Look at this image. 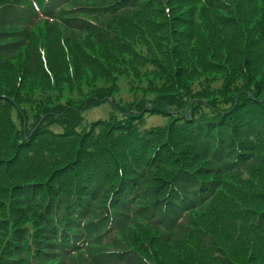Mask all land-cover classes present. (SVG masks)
I'll return each instance as SVG.
<instances>
[{
    "label": "trees",
    "instance_id": "1",
    "mask_svg": "<svg viewBox=\"0 0 264 264\" xmlns=\"http://www.w3.org/2000/svg\"><path fill=\"white\" fill-rule=\"evenodd\" d=\"M91 1L1 3L8 17L21 18L33 30L42 25L52 38L50 45L42 31L25 46L4 41L0 33V164H7L0 177L21 158L28 163L32 154L41 167L12 173L9 181L34 189L45 175L57 181L59 187H45L53 200L44 211L47 220H39L56 244L65 240V246L72 229L94 228L95 221L104 225L119 211L95 206L111 186L116 188L110 199L115 191H149L157 177L162 182L149 186L154 197H144L155 198L168 231L177 233L186 224L204 232L206 237L195 241L198 264H264V0H101L111 5L96 8ZM57 25L62 29L56 33L51 28ZM145 64L152 67L150 74ZM134 73L157 89L151 98L119 110L121 119L139 122L145 110L172 119L168 138L142 168L145 173L133 159L136 153L130 156L142 147L130 138L131 123L118 126L131 140L123 144L125 156L117 146L96 156L82 154L84 137L103 125L112 128L110 122L93 123L86 136L79 132L82 115L114 105L118 79ZM100 83L104 86L94 87ZM164 155L169 160L160 158ZM45 191L38 197L50 203ZM41 203L25 204L27 210L5 204L0 231L12 218L14 230L25 233L29 227L16 219L26 221ZM99 208L106 210L91 218ZM165 248L166 256L171 250ZM180 256L168 263L183 264Z\"/></svg>",
    "mask_w": 264,
    "mask_h": 264
},
{
    "label": "rangeland",
    "instance_id": "2",
    "mask_svg": "<svg viewBox=\"0 0 264 264\" xmlns=\"http://www.w3.org/2000/svg\"><path fill=\"white\" fill-rule=\"evenodd\" d=\"M2 2L3 0L0 1V26H2L0 28V33L4 34L2 36L4 41L8 43H17L21 41L22 44L27 46L30 41L36 39L37 34L49 30L47 28H42V25L33 30V27L25 26L24 23L21 24V18L8 17L6 13L7 10H5L7 7H1ZM87 3L94 8H96V6H105L106 4L111 5V3L107 1L104 2L101 0H92ZM60 28L61 26L57 25L51 28V30L56 32L60 30ZM44 35L51 45L52 34L46 35V33H44ZM51 51H55V49ZM52 57H55L54 54H52ZM0 58L3 59V57ZM144 70V72L148 74H150L149 70L153 71L152 67L149 65H146ZM138 78L140 77L136 78L134 73V75H129L128 78L122 77L118 79L117 86L119 90L118 93L115 94L116 99L114 105L105 103L82 115V128L79 130V132H81L80 135L86 136L88 128L98 121H108L112 127L108 128L103 125V128L98 127L91 130L93 134L84 137L86 147L82 154L92 153L93 156H96L102 151H111L117 146L125 156V151L127 149H124L123 144L127 141L130 142L134 140L133 142L142 145V147H135V149H132L130 156H132L134 152L136 153L133 159L137 160L140 164L139 170H142L144 165L148 164V159L153 155L154 150L160 148L164 140L168 138L165 130L169 129L172 119H168L167 116L162 113L159 114L160 112L149 113L145 110V114L142 115V119L139 122H130L132 124V126L129 127L131 129L130 132L133 133V135L130 134L131 140H129V135L124 134V131L118 130L121 129V127H118L119 124H122V126L126 124V126H128L130 123L123 121L117 112L126 108L125 106H128L127 104L131 101L139 102L144 98H151L153 96L151 93L153 90L157 89V86L150 85V80H140ZM85 86L86 84L82 87L84 91ZM103 86L104 85L101 83L94 85L95 88ZM77 90L78 89H74L76 92H73L74 94H72L70 98L74 99L78 96ZM143 91H147V94ZM146 105L148 106V104ZM12 117L19 128L20 122L16 118L17 114L15 112L12 113ZM106 129L109 130L107 136H105ZM30 130H33V124H30ZM153 132H157V135H154ZM68 147L71 146L68 145ZM151 148L154 149L151 150ZM157 151L159 150L157 149ZM176 151L179 152L181 149L176 148ZM78 153L79 151H75V154ZM118 156L122 155L118 154ZM32 157V154H29L30 160L27 161L28 163H23L21 158L18 160L20 164L8 166L3 170V175L1 174L0 177V203L2 204V202H5L0 205L2 211L5 212V204H11L13 207L22 206L24 210H27V205L25 204L29 203V205H32V203H41L40 199L42 196H38L43 195L46 186H53L54 188L59 187L58 183H55L57 181L53 180V177H49V175H45L40 179L38 184H41L37 186L36 189L33 187L23 188L21 186L22 182L18 180L10 179L9 181V178L15 176V172L22 174L25 172L31 173L30 170L33 168L36 167L38 169L41 167V165H37L35 158L33 159ZM160 158L169 160V157L166 155ZM150 164L151 161H149V165ZM6 166L7 164H0V168ZM142 172L145 173L146 171L142 170ZM12 173H14L13 176ZM160 178L161 177L158 179ZM161 182L162 180L157 181L156 177L149 186H156ZM138 183H140V181L135 182L133 188H136ZM149 186L146 190L150 192L142 191L140 187L136 190V193L129 189L122 194L115 191L114 196L110 199V194H112L116 188L111 186L110 190L107 191L106 197L103 196L96 199L95 206H107V208L115 207L119 211H114L111 215V219L103 220L102 222H105L104 225L95 221L97 226L94 228L87 229L83 227V230L78 228L72 229L74 235L71 237V240L67 242V246H65V240L62 244L57 245V241L54 240L53 234H51L49 230L44 229L42 227V221L39 220L42 219L44 222L47 220L44 211L47 205L52 204L53 200L51 196L49 197L50 200L48 198L49 195L53 194L45 191V199L48 198L50 203H41L43 204L42 206L30 209V212L33 211L36 215L29 213L24 217L26 221L16 219L17 224L26 223L25 226L29 227L25 233L14 230L16 228L12 218L11 221L4 223L2 227L3 230L0 231V264H164L162 263L164 258L166 259L165 264H171L168 263L169 258L177 257L181 254L179 259L184 262L183 264H198L197 258L199 256V251L195 245V241L206 237V235L204 232L193 230L186 224L179 226L180 230L177 233L175 230L172 232L168 231L165 228V223H163L159 217L161 209H158L159 207H157L155 198L144 197L145 195L154 197L152 193L154 189H149ZM121 189H123L122 186ZM24 191L27 192L23 193ZM141 192L142 194L140 196L139 194ZM155 194L157 195V193ZM121 200L126 202V206L121 203ZM87 202L88 204H82L86 208L90 204V201ZM37 209H40L39 211H41V213H36ZM96 210V215L94 214L91 218L97 220V218H99L98 216L106 209L99 208ZM87 212L88 211H86V214ZM70 214V217L74 220H80L77 219V216L72 215V213ZM7 217L9 216L7 215ZM172 220V215L170 218L166 219V224L169 228L172 226ZM31 238L33 241L30 240ZM165 240H169L171 243H167ZM51 243L53 245H51ZM82 243L84 247H80ZM164 247H166L165 250H171L166 256L163 251Z\"/></svg>",
    "mask_w": 264,
    "mask_h": 264
}]
</instances>
